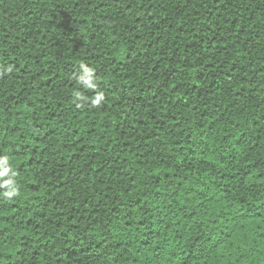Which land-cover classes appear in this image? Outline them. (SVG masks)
I'll return each mask as SVG.
<instances>
[{"label": "trees", "instance_id": "16d2710c", "mask_svg": "<svg viewBox=\"0 0 264 264\" xmlns=\"http://www.w3.org/2000/svg\"><path fill=\"white\" fill-rule=\"evenodd\" d=\"M2 184L0 264H264V0H0Z\"/></svg>", "mask_w": 264, "mask_h": 264}, {"label": "clouds", "instance_id": "9594fccd", "mask_svg": "<svg viewBox=\"0 0 264 264\" xmlns=\"http://www.w3.org/2000/svg\"><path fill=\"white\" fill-rule=\"evenodd\" d=\"M82 71L74 76V79L84 85L86 88L89 89H97L98 85L95 82L94 78V72L95 70L89 66L86 65H81ZM77 96H79V93H77ZM104 99V94L101 91H97L95 97L93 98V104H99L102 100ZM0 186H4L3 184ZM8 196H12L15 193L14 192H7L6 193Z\"/></svg>", "mask_w": 264, "mask_h": 264}]
</instances>
